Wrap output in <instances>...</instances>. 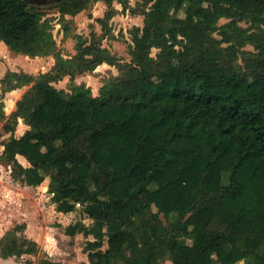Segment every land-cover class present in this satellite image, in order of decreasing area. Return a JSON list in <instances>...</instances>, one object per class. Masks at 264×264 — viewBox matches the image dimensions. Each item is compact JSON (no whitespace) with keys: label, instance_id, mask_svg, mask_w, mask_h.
<instances>
[{"label":"trees","instance_id":"obj_1","mask_svg":"<svg viewBox=\"0 0 264 264\" xmlns=\"http://www.w3.org/2000/svg\"><path fill=\"white\" fill-rule=\"evenodd\" d=\"M92 1L0 0V40L55 58L38 76L0 77V121L10 133L1 156L13 179L38 186L47 175L57 211L81 205L65 231L92 236L91 264H162L166 255L173 264H264V0H140L129 61L96 35L64 57L44 8L74 15ZM104 1L106 28L114 1L130 5ZM101 63L119 73L97 95L85 84L64 95L52 83ZM29 84L6 115L3 94ZM19 118L29 127L16 136ZM24 228L1 237L3 258L38 254Z\"/></svg>","mask_w":264,"mask_h":264},{"label":"rangeland","instance_id":"obj_2","mask_svg":"<svg viewBox=\"0 0 264 264\" xmlns=\"http://www.w3.org/2000/svg\"><path fill=\"white\" fill-rule=\"evenodd\" d=\"M140 0H129L130 8L124 9L118 1L112 3L113 14L107 21L106 28H103L99 21L109 8L104 0H93L86 8L80 12L70 15L62 14L56 7L47 4L44 8L43 19L48 22L49 29L56 42V50L64 57L75 54L76 44L81 39L89 41L93 35L100 38L103 47L109 51H115L123 61L131 59L127 51V45L131 42V30L135 26H143L144 16L137 5ZM177 15L184 16V9L177 11ZM227 21L221 18L219 24ZM243 26L248 24L241 22ZM217 36V34L215 33ZM246 49H253L251 45L245 46ZM156 48L152 49L155 55ZM55 63L54 55L30 56L24 53L12 51L0 40V77L10 70L25 71L34 76L42 72L51 70ZM118 68L108 63L99 64L91 72H83L74 75L73 78L64 76L62 79L52 83L61 89L64 95L74 91V87L79 84L89 86L94 95L99 93L103 81L110 76L117 75ZM31 84L24 85L26 91ZM1 87V86H0ZM15 104H14V101ZM17 96L8 98L6 93L1 97L3 109L6 115L16 107ZM12 125L13 120H7ZM5 119L0 121V239L9 232L16 224H25L22 233L36 241L39 247L37 255L25 254L21 257L10 256L3 258L0 255V264H23L28 260L38 263L41 257H48L61 264H91L88 255L84 250L87 238L82 232L75 235L67 234L65 228L70 223H75L82 216L79 213L81 205L76 204V209L70 213L59 212L52 201V194L49 191V176H45L43 182L38 186H31L26 183L14 180L11 174V165L2 158L4 145L9 134L3 132L2 125ZM28 125L22 118L17 120L14 125L13 133L21 135ZM17 159L24 166L29 163L22 155H17ZM227 182V173L223 174V183ZM176 217L171 214V219ZM88 222V219H84ZM182 240L190 241L188 238L181 237ZM162 264H173L169 255L162 259ZM242 264V262L240 263Z\"/></svg>","mask_w":264,"mask_h":264},{"label":"crops","instance_id":"obj_3","mask_svg":"<svg viewBox=\"0 0 264 264\" xmlns=\"http://www.w3.org/2000/svg\"><path fill=\"white\" fill-rule=\"evenodd\" d=\"M24 92L25 91L22 88H16V89H13L11 91H7L6 95H7L8 98H11L12 96L14 98V96H17V99H19ZM14 104H15V101H14Z\"/></svg>","mask_w":264,"mask_h":264}]
</instances>
